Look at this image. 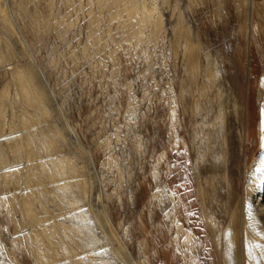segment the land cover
<instances>
[{
    "label": "rangeland",
    "instance_id": "rangeland-1",
    "mask_svg": "<svg viewBox=\"0 0 264 264\" xmlns=\"http://www.w3.org/2000/svg\"><path fill=\"white\" fill-rule=\"evenodd\" d=\"M3 1L21 41L17 54L25 64L35 66L33 82H39V73L56 103L51 128L41 120L32 129L36 142L41 143L40 136L48 133L55 142L51 153L39 148L40 157L53 160L63 154L78 166L84 163L76 152L79 147L66 141L64 133H72L73 142L91 157L101 183V205L133 264H223L204 214L225 225L239 205L238 222L248 223V216L241 212L247 174L260 156L258 95L264 73V38H255L252 23L261 20L255 14L251 19L250 7L247 15L239 14L235 0H156L161 15L157 36L151 35L147 24L137 40L127 32L126 12L114 0H101L99 5L94 0ZM128 7L134 20L143 14L140 0ZM259 12L264 18V8ZM6 40L0 29V92L8 86L0 130V159L6 160L0 165V264H36L26 249L23 234L28 226L17 204L24 185L21 179L9 178L15 166L23 167V153L14 162L3 141L11 121L19 127L21 107L14 97L11 61L4 56ZM213 60L217 62L214 76L207 72ZM218 92L223 93L227 112L224 166L214 158L221 157L220 149L201 163L194 140V129L204 120L196 118L193 104L202 93L205 102L199 99V103L208 112L209 122L217 111ZM235 98L237 117L232 111ZM26 110L40 118L38 110ZM56 119L65 122L64 133ZM54 182L45 183L46 193L39 191L40 185L32 187L37 215L43 217L42 204L55 215L54 220H44L46 225L58 221L64 226L56 238H49L59 250L67 251H57L61 264H130L98 223L90 199L77 184L65 191ZM170 195L179 202L172 221L166 218L172 208ZM262 198L250 199L252 207L258 209ZM60 212L66 218L61 219ZM178 223L192 235L193 247L184 245L186 235L177 232ZM236 260L255 264L240 249Z\"/></svg>",
    "mask_w": 264,
    "mask_h": 264
},
{
    "label": "bare ground",
    "instance_id": "bare-ground-1",
    "mask_svg": "<svg viewBox=\"0 0 264 264\" xmlns=\"http://www.w3.org/2000/svg\"><path fill=\"white\" fill-rule=\"evenodd\" d=\"M94 1L97 5H99L101 0ZM133 1L135 2L138 0L113 1L115 4H121L122 10L126 12V17L128 21L127 32H129L131 36L135 37L138 40L141 38L145 26L147 24H150L151 35L153 37H156L157 29L161 24V15L156 10V0H140V2L143 4V14L139 19L135 20L133 17V11L129 12L128 7L129 3ZM192 1L193 0H188V3H192ZM257 1L260 2L257 4ZM235 3L237 4L236 9L239 14L241 13L242 15V12H244V14L247 15L248 7H250L251 19L253 20V15L255 14L256 17L261 20L257 23H252V29L255 34V38H264V18L261 17V12H259L261 8H264V0H235ZM239 6L242 8V11ZM154 15L155 18L153 21L152 18ZM91 23H95L96 25V19H92ZM0 29L2 30L4 35H6L7 38L5 42L6 51L4 56L6 59L11 61L8 66H10L9 68L10 70H12V81L15 86L14 97L18 99L21 104L20 114L17 115V122L19 124V127L16 128L15 120L13 122L11 121L9 123V133L8 135H6V137H3V141L5 142L6 146H8L10 153L14 159V162L17 159V155L23 153V167L20 168L15 166L16 168L11 171V174L9 173V178L11 180H13L14 177L17 180L21 179L22 184L24 185V189L21 190L20 199L18 200L17 204L19 206V210L22 212V215L24 217V219L22 220L28 226L25 234H23V236H25V245L27 252L35 260L36 264H61V257L57 254V251L62 250L58 249V245L50 243L49 238H56L58 229H63L64 226L58 221L54 224L46 225L44 220H54L55 215L49 214L47 209L42 204H40V210L43 214V217H39L37 215V209L34 205L36 197L34 188L32 186L40 185L39 191L42 193H46L47 187L45 183L47 181H55L53 184L59 189L62 188L65 191H67L74 183H76L83 196L90 199V204L92 205L90 206L91 210L93 211L100 226L104 230H107L109 232V235L114 238L115 247L120 252L121 257L128 263L133 264V261L130 258V255L126 250L125 245L122 241H120L119 238H117L114 230L111 227L109 216L107 215L103 205H101V183L93 168L94 166L91 157L84 149H81L79 145L73 142V135L70 131L67 134L63 132L66 128V124H64V121H62V127V122L60 123V120L58 122V120L56 119V125L60 126L61 131L65 134L66 141L70 145L75 144L79 147L78 151L76 152L80 153V155L83 156L84 163L79 162L80 165L78 166L76 162H74L71 158L63 154H56L55 156H53V160L47 157L43 159L37 152L39 148L43 147L46 152L49 151L51 153L55 148V142L50 137L49 133L46 134L45 137H43L42 134L40 136L42 138V142L38 143L35 140V135L32 133V129L33 126H36L38 123H40L41 120L45 121V127L51 128L52 125L50 124L49 120L51 117H53L52 111H55L56 103L51 90L48 88L47 84L39 73L36 72L39 75V82H35L36 84L33 82V78L35 76V66H29L25 64L23 60H21L22 57L17 54L16 49L21 48V41L20 38L17 37L11 19L7 15L5 2L3 0H0ZM1 60H3V57H0V61ZM216 65L217 62L213 60L212 70H207V72L212 76L216 75L217 73L215 68ZM32 66L34 70L32 69ZM260 87L261 92L258 95L260 102V114L257 128L260 156L253 161L249 169V173L247 174L248 179L245 186L246 189L244 210H242L241 212V215L244 214L245 216H248V223H246V221L244 220V222L239 224V205L236 206L231 215L228 217V220L225 225H222L216 219L204 214L205 226L214 242V246L216 248L215 250H217L221 255V258H223V264H239L236 260L239 249L240 251H242V255L244 254L248 258V260L249 258H253V262H255V264H264V225L261 221H264V203H262L260 207L256 209L255 207H252L250 202V199L252 198L254 202H259V200L263 199L262 197H264V188H257L259 177L261 175L259 170L264 167V73L260 80ZM7 94L8 86L6 85L0 92V130L3 129L2 126L5 120V108L2 105V100L7 97ZM201 96L202 93L199 95L198 99L193 104V112L196 113V118L200 116L204 120L203 122L199 123L194 129V140L198 141L196 146V151L198 154L197 157H199V161L202 163L204 162V158L206 156H208L209 154L211 155V153L217 154L218 150L220 149L221 157L218 154L214 155V158L219 164L224 166L227 162V156L225 151L227 146V112L224 108L226 106H224L225 104H223V93L218 92L215 96V101L217 103V111H215L216 113L214 114L213 119L209 122H207L209 118L208 112H204V109H202V106L199 103V99H201V102H205L204 99L201 98ZM233 107L234 110L232 111L237 117L239 115V105L238 100L236 98L233 101ZM248 107L250 108V106ZM27 108L38 110V112L40 113V118H37L35 114H28L26 110ZM247 117L249 118V116ZM52 133L55 134L54 131ZM46 139L48 141H46ZM39 144L41 147H38ZM228 144H230V141ZM2 151V144H0V157L2 155ZM246 154H248V152ZM4 161L6 160L0 159V165ZM209 161L211 162V160ZM81 165L83 167H81ZM20 172H22V177ZM83 173H85L84 177H82ZM43 174L46 175V178H42ZM80 174H82L81 177ZM2 177L5 178L4 172H2ZM68 182L70 185L67 184ZM197 193L201 198L202 204L203 194L201 185H198ZM251 196L252 198H250ZM170 199L172 201V208L169 213H167L166 218L171 219L172 221L174 213L176 212L177 207L179 205V202L177 199H174L171 195ZM14 202L15 199L14 196H12L10 204L12 205ZM56 205H59L58 202H56ZM73 206L74 205L72 204L71 207ZM60 218L64 219L66 218V215L60 212ZM14 222L15 221H13V223ZM259 230L263 231V235H258ZM182 231H184L186 235L183 242L184 245L186 247L188 245L190 247H193L192 235L186 232L187 229L186 231L183 230L181 224L178 223L177 232L181 233ZM62 252L65 253L67 251ZM249 264H251L250 260Z\"/></svg>",
    "mask_w": 264,
    "mask_h": 264
},
{
    "label": "snow or ice",
    "instance_id": "snow-or-ice-1",
    "mask_svg": "<svg viewBox=\"0 0 264 264\" xmlns=\"http://www.w3.org/2000/svg\"><path fill=\"white\" fill-rule=\"evenodd\" d=\"M260 177H259V182L257 184V188H264V167H262L260 170Z\"/></svg>",
    "mask_w": 264,
    "mask_h": 264
}]
</instances>
